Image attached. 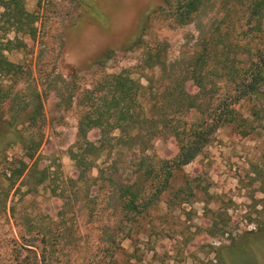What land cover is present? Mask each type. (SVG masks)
Returning a JSON list of instances; mask_svg holds the SVG:
<instances>
[{
  "label": "trees",
  "instance_id": "obj_1",
  "mask_svg": "<svg viewBox=\"0 0 264 264\" xmlns=\"http://www.w3.org/2000/svg\"><path fill=\"white\" fill-rule=\"evenodd\" d=\"M158 15L172 27L194 25L193 47L173 61L164 49L151 47L144 67L157 68L159 75H150L147 85L125 69L99 71L76 97L80 111L68 155L77 175L59 185L48 166L41 165L40 149L43 93L63 77H49L39 49L36 72L31 63L9 60L12 51L33 54L38 15L27 10L26 0H0V219L11 220L21 232L0 247V264H53L50 227L18 210L41 187H49L51 197L60 202L57 218L65 231L74 206L88 222L103 214L104 205L98 207L95 199L101 193L113 213L108 226L112 231L108 234L105 228L104 234L130 239L133 224L163 195H171L168 204L181 194V200L195 196L192 182L186 179L176 187L175 176L202 154L221 128L230 126L241 137L250 134L240 107L246 100H264V0H162ZM189 85L196 91L190 92ZM193 111L198 117L187 120ZM252 114L260 118L257 110ZM156 139L172 141L175 155L159 157ZM110 156L111 163L93 176L94 164ZM123 156L126 167L118 163ZM220 226L213 221L209 234H224ZM118 242L107 244L112 248Z\"/></svg>",
  "mask_w": 264,
  "mask_h": 264
},
{
  "label": "rangeland",
  "instance_id": "obj_2",
  "mask_svg": "<svg viewBox=\"0 0 264 264\" xmlns=\"http://www.w3.org/2000/svg\"><path fill=\"white\" fill-rule=\"evenodd\" d=\"M161 6L162 0H26L27 10L38 15L36 45L33 54L12 51L8 58L31 63L36 72L39 49L49 77H63L43 93L41 165L48 166L56 184L77 175L68 155L80 111L76 97L99 71L125 69L147 85L150 75H159L157 68L144 67L151 47L164 49L168 61L193 47L194 25L170 26L158 15ZM42 81L43 89L46 82ZM187 89L196 91L192 85ZM240 111L250 124V134L241 137L230 126L221 128L202 154L175 176L176 187L189 179L195 196L181 200V194L168 204L171 195H163L139 224H133L130 239L104 234L105 228L108 234L112 231L108 226L113 213L103 204L101 193L95 199L98 207L104 205L103 214L88 222L74 206L67 215L68 231L57 218L60 202L51 197L47 186L19 203L18 210L30 214L34 223L50 227L53 264H254L255 257L264 264V100H246ZM197 117L194 111L186 116L189 121ZM154 150L162 158H171L177 151L165 139H156ZM113 158L99 159L91 174L96 176ZM125 162V156L118 159L124 167ZM213 221L221 222L224 234H209ZM20 234L11 220L0 219V247ZM108 240L119 245L111 248Z\"/></svg>",
  "mask_w": 264,
  "mask_h": 264
},
{
  "label": "flooded vegetation",
  "instance_id": "obj_3",
  "mask_svg": "<svg viewBox=\"0 0 264 264\" xmlns=\"http://www.w3.org/2000/svg\"><path fill=\"white\" fill-rule=\"evenodd\" d=\"M254 258V257H253ZM254 264H258L257 263V258L255 257L254 260H253Z\"/></svg>",
  "mask_w": 264,
  "mask_h": 264
}]
</instances>
